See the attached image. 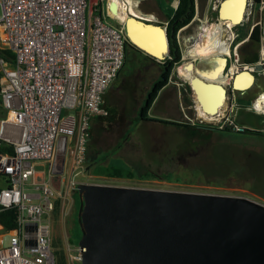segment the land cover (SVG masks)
Returning a JSON list of instances; mask_svg holds the SVG:
<instances>
[{
    "label": "built area",
    "instance_id": "built-area-1",
    "mask_svg": "<svg viewBox=\"0 0 264 264\" xmlns=\"http://www.w3.org/2000/svg\"><path fill=\"white\" fill-rule=\"evenodd\" d=\"M120 3L127 12V0ZM245 4V18L258 13L249 25L262 24L263 31L264 0ZM104 6L107 0H0V208H13L15 221L9 229L0 225V264H55L54 202L83 171L89 118L107 114L102 95L123 63L128 41L121 21ZM194 19L197 26L208 21L195 13L177 29L180 58H189L191 37L182 31ZM221 26L228 49L223 74L253 69L254 62L264 73V36L258 58L242 63L236 48L247 36L231 45L235 24ZM236 106L232 98L221 117L207 122L241 130L244 125L231 116Z\"/></svg>",
    "mask_w": 264,
    "mask_h": 264
},
{
    "label": "rangeland",
    "instance_id": "rangeland-1",
    "mask_svg": "<svg viewBox=\"0 0 264 264\" xmlns=\"http://www.w3.org/2000/svg\"><path fill=\"white\" fill-rule=\"evenodd\" d=\"M127 2L133 15L148 17L150 22L164 25L162 11L157 7L155 0H127ZM161 2L163 7L166 3L172 6L176 4V0ZM218 2L219 0H194L196 3L194 13L201 19L207 17L208 21H203L196 27L194 20L182 31L183 34L189 33L191 37L188 51L193 52L200 48L202 42L207 39L209 29L216 30L218 34L216 12ZM214 3H217L215 8H213ZM245 3H253V0H245ZM133 5L147 12L141 14L133 8ZM103 9L106 11L108 7L104 6ZM247 10L248 7L244 4L242 17L233 27L245 33L237 40L233 38L231 45H235L248 35L258 41L259 36H264L262 24L249 25L257 19V11L252 10V13L245 18ZM240 24L242 26H239ZM227 33L224 32L225 35ZM127 39L126 61L121 66L116 83L104 96L107 114L92 115L95 119L88 128L84 168L74 178L80 182L246 195L264 203V136L245 134L231 129L212 130L210 125L217 127L216 124L219 122L207 121H216L221 117L222 112L214 119L200 117L202 119L200 120L196 103L193 110L191 92L177 74L189 58L183 59L184 63H181L182 61L174 63L169 74L170 86L167 97L158 92L146 111L150 116L169 121L176 118L177 121L174 122L177 124L141 120L140 104L157 76L148 73L153 70L156 72L157 69H154L156 64L153 61L162 60L164 55L161 53L156 55L132 38L127 36ZM242 42L237 44V58L238 45ZM211 62L212 59L194 60L197 67L205 70H208ZM227 66L228 62L224 70ZM255 76L252 84L244 90L250 95L258 90H261L259 93L264 92V74L255 73ZM230 92L240 95V91L235 89H230ZM239 99L247 103L249 98ZM229 101L226 99L225 104ZM250 109L236 108L232 119L235 123L245 122L251 127L264 131V121H256L257 118L253 114L261 116L262 113L252 107ZM2 114L3 110L0 108V115ZM193 123L199 125L191 128ZM90 157L96 159L97 163L90 164L89 161L92 159ZM105 165L124 166L131 174L124 172L120 175L106 174L100 171V167L102 169ZM3 185L4 181L0 179V186ZM56 200L59 202L58 213L55 216L52 214L50 225L55 263L79 264V261L75 260L76 239L79 234L75 223L77 196L73 191H67ZM3 238L5 239V236Z\"/></svg>",
    "mask_w": 264,
    "mask_h": 264
},
{
    "label": "water",
    "instance_id": "water-1",
    "mask_svg": "<svg viewBox=\"0 0 264 264\" xmlns=\"http://www.w3.org/2000/svg\"><path fill=\"white\" fill-rule=\"evenodd\" d=\"M224 1L218 2L217 18ZM112 17L131 39L126 20ZM127 17L157 27L163 40L160 53L168 52L164 25L129 12ZM186 66L192 69L190 79L177 74L190 83L194 100L195 87L214 85L224 89V104L230 89L244 91L253 82L251 71L261 68L254 62L253 69L226 74L219 83L206 80L194 59L182 68ZM241 72L250 77L244 87L234 83ZM72 191L77 196L79 264H264V203L249 196L96 182H77Z\"/></svg>",
    "mask_w": 264,
    "mask_h": 264
},
{
    "label": "bare ground",
    "instance_id": "bare-ground-1",
    "mask_svg": "<svg viewBox=\"0 0 264 264\" xmlns=\"http://www.w3.org/2000/svg\"><path fill=\"white\" fill-rule=\"evenodd\" d=\"M245 0H226L222 2L220 8V17L218 18L219 32L209 29L207 39L202 42L200 48L195 51H188L189 58L195 59H212L208 70L197 67L198 72L206 78V80L216 81L224 83L226 78L222 72L224 64V56L227 53V39L221 36L223 24H235L243 13ZM108 12L112 16H116L119 20H126L127 27L131 32L126 29L128 35L144 47L146 50L151 51L156 55H160V50L163 48V40L161 32L157 27L151 25L142 26L140 23L133 21L127 17V12L132 14V9L127 8V12L122 9L120 0H112L107 2ZM126 13H125V12ZM135 16V15H134ZM229 38V37H228ZM225 39V40H224ZM222 55V56H221ZM226 63V62H225ZM225 67V66H224ZM233 68V67H232ZM239 71V70H237ZM179 73L186 79L191 78L192 69L190 66H186L180 69ZM250 81L248 73L241 72L235 77V85L238 87L246 86ZM196 85V84H192ZM197 91L196 110L198 117L203 119H214L215 116H220L223 109L221 107L224 104V89L220 86H208V87H195ZM252 105L255 109L264 113V92L257 95Z\"/></svg>",
    "mask_w": 264,
    "mask_h": 264
},
{
    "label": "trees",
    "instance_id": "trees-1",
    "mask_svg": "<svg viewBox=\"0 0 264 264\" xmlns=\"http://www.w3.org/2000/svg\"><path fill=\"white\" fill-rule=\"evenodd\" d=\"M157 3V6L161 9L163 12L165 18H166V27H165V34L167 37V44L169 48V58L165 59V62L161 63V67L159 69V72L153 80V82L150 85L149 90L146 91L144 95V99L142 103L140 104V112L139 114L144 116L146 114L147 109L149 108L153 98L156 96L158 89L165 83L167 80L171 68L176 63L179 58H180V49L176 40V31L177 29L187 23L193 13H194V0H176L175 6L170 5L169 3H166V5L163 7L162 6V0H155ZM253 3H258V0H253ZM242 26V25H239ZM240 29V27H238ZM245 31H237V34L235 36V40L241 38V35H244ZM128 44V41L126 45ZM258 39H252L251 37L246 38L245 41L240 43L238 45V61L242 63H253L257 58H258ZM4 51L0 49V52ZM126 61V48H125V53H124V59L123 63L121 66ZM122 67L119 68V70ZM118 70V71H119ZM152 120L155 121H160L164 123H169V124H177L174 121H169L166 119L162 118H157V117H151ZM241 125V123H238ZM194 128V127H191ZM215 129L218 130H229L231 127L229 125H225L222 127H216L214 126ZM233 130V129H231ZM237 132L245 133V134H255V135H263L264 136V131L258 129L257 127H248L244 126L241 130H234ZM1 148H7L5 144H2ZM88 150V149H87ZM89 163L90 164H95L96 159L93 157H90ZM94 166V165H92ZM99 171V169H98ZM100 171L104 172L109 175H120L123 172L126 174H131V172L123 167H115V166H109L105 165L104 168L101 169ZM58 207H59V202L56 200L54 202V207L52 209V214L55 216L58 213ZM15 224L14 221V211L13 208L7 207V208H0V225L2 226L3 229H9ZM55 264H61L60 262L55 263Z\"/></svg>",
    "mask_w": 264,
    "mask_h": 264
},
{
    "label": "flooded vegetation",
    "instance_id": "flooded-vegetation-1",
    "mask_svg": "<svg viewBox=\"0 0 264 264\" xmlns=\"http://www.w3.org/2000/svg\"><path fill=\"white\" fill-rule=\"evenodd\" d=\"M195 4L196 3H194V11H195ZM156 5H157V3H156ZM158 7V6H157ZM159 8V7H158ZM160 9V8H159ZM161 10V9H160ZM162 14H163V12H162ZM195 13H193V15H194ZM192 15V16H193ZM163 19L165 20V23H164V28L166 27V18H165V16H164V14H163ZM195 20V19H194ZM194 20H192V22L194 21ZM196 27H197V23H196ZM247 38V37H246ZM245 38V39H246ZM245 39H243L242 41H244ZM241 41V42H242ZM194 46V45H193ZM192 46V47H193ZM168 52L164 55V57L162 58V60H160V61H153L156 65H155V68L154 69H157L156 70V72H154L155 70H153L152 72H150V73H148V74H152V73H154V74H158V72H159V69H160V67H161V63H163V62H165V59L166 58H169L170 56H169V48H168V50H167ZM153 60V59H152ZM177 62H179V60L177 61ZM226 61L224 60V64H223V68H224V66H225V63ZM146 66V65H145ZM222 72H223V70H222ZM252 72V74H253V81L255 80V73L256 74H264L260 69L259 70H252L251 71ZM155 80V79H154ZM169 76H168V78H167V80L165 81V83L163 84V85H165L167 82H169ZM184 82H185V84H186V86L188 87V89L190 90V92H191V95H193V93H192V87H191V85H190V83L187 81V80H184ZM162 85V86H163ZM259 91H261V90H258V91H256L253 95H250L249 93H247L246 91H240V95H238L237 96V94H235V93H231L230 91L228 92V95H227V99L228 100H231L232 98L235 100V102L237 101V99H239V98H249L248 99V101H247V103L249 104V107H251L250 106V102H251V100H253L254 98H255V96L256 95H258L259 94ZM191 100H192V98H191ZM242 101V100H241ZM238 102V101H237ZM253 102H254V100H253ZM193 110H195V109H193ZM262 113V117L264 118V113L263 112H261ZM254 115H256L255 113H253ZM139 118L141 119V120H146V121H151L152 119H151V116L150 115H148L147 113L144 115V116H142V115H140L139 114ZM264 121V120H263ZM195 125H199V123L197 124V123H193V124H191V126L192 127H194ZM203 125V124H202ZM203 126H205V125H203ZM245 126V125H244ZM210 127H211V129L212 130H216L215 128H214V126L213 125H210ZM125 140V138H123V141ZM77 182H80V181H77ZM76 182V183H77ZM72 189H73V187H72ZM72 189H71V191H72ZM74 193V192H73ZM76 194V193H75Z\"/></svg>",
    "mask_w": 264,
    "mask_h": 264
},
{
    "label": "crops",
    "instance_id": "crops-1",
    "mask_svg": "<svg viewBox=\"0 0 264 264\" xmlns=\"http://www.w3.org/2000/svg\"><path fill=\"white\" fill-rule=\"evenodd\" d=\"M129 5V4H128ZM128 8H129V6H128ZM133 8L134 9H136V10H138L141 14H144L145 12H147L146 10H141L140 8H136L134 5H133ZM143 17V16H142ZM148 18V17H147ZM190 24V23H189ZM188 24V25H189ZM187 25V26H188ZM120 71H121V69L117 72V74H116V76H115V78L110 82V84L108 85V87L106 88V90L104 91V93H103V95H102V104H103V106L106 108V106L104 105V101H105V99H104V96H105V94H106V92L108 91V90H110V89H112V87H113V84H115L116 83V80H117V78H118V76H119V73H120ZM169 82H170V80H169ZM169 82H167L165 85H163V86H161L159 89H158V91H157V93L158 92H161V95L162 96H166L168 93H169V91H168V88H169ZM160 94V93H159ZM158 94V95H159ZM176 94V93H175ZM157 95V94H156ZM192 96V101H193V107H194V103H195V101H194V97H193V95H191ZM156 97V96H155ZM167 97V96H166ZM238 101V102H237ZM237 101H236V104H237V106H236V108H245V109H250L251 107H249V104L248 103H245V102H242L240 99H237ZM226 103V102H225ZM235 108V109H236ZM195 109V108H194ZM234 109V110H235ZM255 109V108H254ZM234 110H233V112H231L232 114H231V116L233 115L234 116V114L233 113H235L234 112ZM251 110V109H250ZM151 117H153V116H151ZM255 117L257 118V120L256 121H263L264 120V118L262 117V115L260 116V115H255ZM95 118H93L92 116H90V118H89V126H90V123L92 122V120H94ZM97 119V118H96ZM172 119V118H171ZM172 121H177V119L175 118V119H172ZM241 123V125H245V126H248V127H251V126H249V125H247L245 122H240ZM0 233H1V230H0ZM1 239H2V236H1V234H0V241H1Z\"/></svg>",
    "mask_w": 264,
    "mask_h": 264
}]
</instances>
